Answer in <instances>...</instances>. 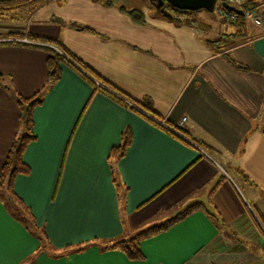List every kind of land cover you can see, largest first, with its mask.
<instances>
[{
	"label": "crops",
	"instance_id": "obj_1",
	"mask_svg": "<svg viewBox=\"0 0 264 264\" xmlns=\"http://www.w3.org/2000/svg\"><path fill=\"white\" fill-rule=\"evenodd\" d=\"M141 3L47 0L0 17V41H57L124 97L150 99L155 120L178 127L185 118L180 129L202 152L92 93L62 66L32 112L35 140L23 153L30 173L13 181L35 226L0 200V264H264V28L247 29L222 51L192 16L178 25ZM120 7L139 10L145 24ZM46 58L35 47L0 45V76L11 90L0 87V168L23 132L11 93L28 98L42 89ZM126 128L129 147L110 158ZM196 203L201 210L140 242L143 261L103 250Z\"/></svg>",
	"mask_w": 264,
	"mask_h": 264
},
{
	"label": "trees",
	"instance_id": "obj_2",
	"mask_svg": "<svg viewBox=\"0 0 264 264\" xmlns=\"http://www.w3.org/2000/svg\"><path fill=\"white\" fill-rule=\"evenodd\" d=\"M46 1L47 0H0V17H3L6 14L19 13L22 11H27V13H29L39 8ZM259 7L260 3H257L256 0H243V4L241 6L242 9H248L254 12H258ZM167 8L171 10L172 13L167 11ZM163 9L170 15L169 19L163 17L160 10H155V12L159 17H162L178 25H190L192 23L190 18L196 13L171 9L167 5H164ZM119 10L121 12H124L134 24H145L144 16L139 10H125L122 7H120ZM200 11L210 16H215L213 11L212 13H207L203 10ZM53 21L61 26H64V24L57 19H53ZM226 23L227 25L233 28L234 32L230 34L220 35L218 39L213 41V44L218 49L223 48L222 51H225L237 44V42L244 39L247 34L248 23L244 21L241 15H239V17L234 23ZM67 27L75 31L90 32L75 23H70L67 25ZM7 36L10 41H0V45H23L35 47L44 51L47 54V58L45 61L47 77L46 84L42 87V89H40L38 92L28 98L17 95L14 92L11 93L18 108L20 109V123L22 125L23 132L22 134L17 136L12 142L6 154L5 160L0 168V200L5 203L7 208L11 206L12 211H10L13 213L14 217L24 223L23 225L26 228H34V218L30 210L24 205L22 200L14 192L13 181L18 175H28L30 173L29 167L23 162V153L27 145L35 140V135L33 133L32 112L36 106L42 104L46 92L50 88H52V86L60 79L62 74V66L70 68L80 78H82L86 83H88V85L91 87L92 93L98 92L101 95H104L105 97L112 100L122 108L134 113L147 123L158 127L160 130L167 132L171 137L182 141V139L176 136L172 131L161 127L150 119H156L154 118V114L152 111V103L150 99L144 98L141 102H136L124 97L119 91L115 90L111 85H109L98 75H96L93 71H91L88 67H86L81 61H79L74 55H72L64 46H62L57 41L43 37L32 36L29 34H8ZM21 38H26L28 41L38 43V45L23 44L14 41L16 39ZM224 57L232 66L241 70H247L246 67L234 61L229 56V54H224ZM4 84L5 81L0 76V87H5ZM5 88L11 92L10 88ZM166 126L170 130L176 131L177 133L186 137L185 133L180 128L170 125ZM130 143L131 133L130 130L126 128L121 135V144L110 150L109 157H113L115 159L121 158L124 155L126 149L129 147ZM201 209L202 206L200 203L190 205L186 207L183 211L176 214L173 218H170L169 220L165 221L164 223L144 229L143 231L136 233L132 238L126 241L123 240L111 242L110 244L105 245L103 247V250H116L123 253L124 256L130 261H143L144 257L139 249V244L142 240L151 238L153 236H156L157 234L167 231L170 227L181 222L193 212L199 211ZM43 239L45 238L43 235H41L39 240L42 241ZM44 243H46L45 240ZM82 249L83 247L78 248L75 251L80 252L82 251Z\"/></svg>",
	"mask_w": 264,
	"mask_h": 264
},
{
	"label": "built area",
	"instance_id": "obj_3",
	"mask_svg": "<svg viewBox=\"0 0 264 264\" xmlns=\"http://www.w3.org/2000/svg\"><path fill=\"white\" fill-rule=\"evenodd\" d=\"M226 5L228 7H232L234 9H238L242 12L241 17L244 19L245 22L251 24L254 27L260 28L263 27V16L261 14H259L258 12H254L248 9H242L241 6L243 4V0H215V5L213 8V12L215 14V16H217L218 18H220L221 20L225 21V22H230V23H234L236 21V19L239 17L238 14L228 11L226 10L222 5ZM24 42H26L24 40ZM149 117V116H148ZM150 118V117H149ZM154 123H157L158 125H160L161 127L172 131L176 136H178L180 139L184 140L186 143H188L189 145L195 147L198 151L202 152L199 147H197L193 142H191L189 139H187L186 137L182 136L181 134L177 133L176 131L170 130L169 128H167V126L164 125V123L159 122L153 118H150ZM185 122V118H182L180 120V122L178 123V128H180L183 123Z\"/></svg>",
	"mask_w": 264,
	"mask_h": 264
},
{
	"label": "rangeland",
	"instance_id": "obj_4",
	"mask_svg": "<svg viewBox=\"0 0 264 264\" xmlns=\"http://www.w3.org/2000/svg\"><path fill=\"white\" fill-rule=\"evenodd\" d=\"M256 1H257V3H260L258 13L263 16V24H262L263 27H260L258 29H263L264 28V0H256ZM141 2H143V3H141L142 5L147 4L150 11L153 14L157 15L154 7L148 1L145 2V0H141ZM166 10L169 11L170 13H172V11L169 10L168 8ZM192 18H193V21L196 23L195 25H197L198 28L210 29V30H208L210 32H208L206 35V37L209 39H217L216 35L218 34V32H219V34L224 35V34H229L233 31V28L231 26L227 25L226 22H224L223 20H221L220 18H218L217 16H214V15L210 16L204 12L196 11V13L192 16ZM252 27H254V26H252L249 23L247 24V29H249L248 32H250V28H252ZM254 28H257V27H254ZM218 29L220 31L216 32ZM218 36H220V35H218ZM25 41L26 42H24V43L27 44L28 41L27 40H25Z\"/></svg>",
	"mask_w": 264,
	"mask_h": 264
},
{
	"label": "water",
	"instance_id": "obj_5",
	"mask_svg": "<svg viewBox=\"0 0 264 264\" xmlns=\"http://www.w3.org/2000/svg\"><path fill=\"white\" fill-rule=\"evenodd\" d=\"M149 3L154 7L155 10H160L163 17L170 18V15L164 11L163 6L167 5L172 9L185 11V12H196L203 10L207 13H212L215 0H148ZM226 10L241 15L242 12L238 9L222 5Z\"/></svg>",
	"mask_w": 264,
	"mask_h": 264
}]
</instances>
